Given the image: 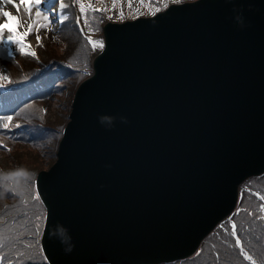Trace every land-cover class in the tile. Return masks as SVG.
<instances>
[{
    "label": "water",
    "instance_id": "water-1",
    "mask_svg": "<svg viewBox=\"0 0 264 264\" xmlns=\"http://www.w3.org/2000/svg\"><path fill=\"white\" fill-rule=\"evenodd\" d=\"M53 166L51 264L187 259L264 174V0H199L104 27Z\"/></svg>",
    "mask_w": 264,
    "mask_h": 264
},
{
    "label": "trees",
    "instance_id": "trees-1",
    "mask_svg": "<svg viewBox=\"0 0 264 264\" xmlns=\"http://www.w3.org/2000/svg\"><path fill=\"white\" fill-rule=\"evenodd\" d=\"M88 27L99 30L101 28L99 19L90 21ZM61 37L64 43L63 49H59L54 44L53 46L46 44L44 48L39 47V55L46 65H52L54 68L61 66L67 68L71 74L70 84L66 86L64 83L58 85L53 83L56 88L46 96L47 98L44 97L38 101L34 98L19 103L12 100V94L0 99V109H16L10 127H3L6 121L0 122V174L8 176L19 188L15 197L9 194L8 185L6 187L0 185V209L5 204L13 206L15 217L33 233L39 229L43 209L40 208V203L34 199V185L23 177L32 179L33 172L38 173L40 170L50 167L55 161L56 147L62 136V130L68 122L71 96L76 86L86 77L87 74L84 71L90 68L91 47L81 37L78 27L72 21L68 22L61 30ZM58 50H60L59 53ZM2 57L4 60L3 71L10 81L16 79L25 83V70L28 75H31L32 69L40 65L35 58L26 56L21 59L24 67L21 70L16 63L6 57L5 53H2ZM50 78L52 79L53 76ZM41 101L48 104L46 111L41 108ZM16 125H20V127L17 128ZM39 126H44L47 129ZM30 132L36 136H30ZM7 146L12 147L11 151L6 149ZM255 184L254 180L253 185ZM257 206V201L254 198L245 200L237 223L240 231L248 234V239L253 244L254 250L262 252L264 251V227L261 226L260 221H254V217L250 213V211L256 212ZM217 232L206 239L195 257L183 264H237L238 259L242 258L230 227L225 226ZM35 247L38 253L34 252L32 247L27 249L18 247L15 250L21 264H43L42 261L45 263L39 248Z\"/></svg>",
    "mask_w": 264,
    "mask_h": 264
},
{
    "label": "snow or ice",
    "instance_id": "snow-or-ice-1",
    "mask_svg": "<svg viewBox=\"0 0 264 264\" xmlns=\"http://www.w3.org/2000/svg\"><path fill=\"white\" fill-rule=\"evenodd\" d=\"M6 4H11L17 12L20 11L21 8H23V10L25 11V13H27L29 19H31L33 12L35 13L36 17H41L43 16L42 12L40 11V5H41V0H19V3L16 2V0H5ZM174 3H180L181 0H173ZM68 7V5H65L63 3V0H61L60 3V9L63 10L64 8ZM88 8H92V5L89 4ZM93 11H99V9H95L92 8ZM107 9H105L106 11ZM80 11L81 13H83L85 11V5L83 3H80ZM0 15H2L4 18H6L3 23H0V42H4L5 41V33L7 32V39L6 42L7 43H13L16 44L21 53L25 54V55H31L33 57L36 56V53L34 51H25V48H31V45H26L24 43L25 38L32 33L33 29L36 28L37 29V35H36V39L37 41L41 40L40 35L38 34V30L39 27H47V25L51 24V19L48 16H43V20L47 21V25L45 24H27L25 25V22L22 20L21 17L17 16V15H13V13H11L8 10H5L4 8H0ZM67 19V17L65 16H61L59 22L60 23H64V21ZM109 19H111V17H109ZM77 24L80 23V18H77ZM11 25V26H10ZM21 27H25V31H23V33H21L19 31V29ZM89 42L93 44V48H97L99 47L100 49H103L104 45L102 42H94L91 41V38L89 37ZM0 79H8L7 76H0ZM0 120L3 121H7V123H5L3 125L4 128L8 127V124L11 122L12 117H0ZM17 128L20 127V125H16ZM40 197L36 196V199L38 200ZM233 229H235V225L232 226ZM43 251V249H42ZM45 259L47 260L48 258L45 257Z\"/></svg>",
    "mask_w": 264,
    "mask_h": 264
},
{
    "label": "rangeland",
    "instance_id": "rangeland-1",
    "mask_svg": "<svg viewBox=\"0 0 264 264\" xmlns=\"http://www.w3.org/2000/svg\"><path fill=\"white\" fill-rule=\"evenodd\" d=\"M18 2H19V0H17ZM138 1H141V0H138ZM173 1V0H172ZM109 2H110V5H112V0H109ZM167 2H169V0H162V1H159V3H160V5L162 4L163 5V7L165 6V4L167 3ZM115 3H117V4H121V3H123L124 5H127V7H129V5H132L131 3H130V1L129 0H115ZM86 4L88 5V2H86ZM123 4H121V5H123ZM134 4V14H132V16H136V15H140V14H142V15H145V14H152L153 13V11H154V8H147L146 9V12L145 11H141L140 10V8L137 6V5H139V4H135V3H133ZM42 5H53L52 7H50V8H48L47 9V13L51 16V17H53V11H55V13L56 12H59L60 10H59V8L57 7V6H54V5H56V2L55 3H53V4H51V0H41V5L40 6H42ZM9 8H10V12L11 13H13V15H17V16H19V17H21L22 18V20L25 22V25H27V24H29V23H31V22H33L32 20H33V18H34V21L35 22H33V24H45V25H47V21H44L43 20V16H41V17H35V13L33 12V15H32V17H31V19H29V17H28V15H27V13H25V11L23 10V8H21L20 9V11L19 12H17L16 11V9L11 5V4H8L7 5ZM0 8H4L5 9V7H4V5H0ZM61 12H62V14H63V10H61ZM129 14H131V12H129ZM6 18H4L2 15H0V23H3V21L5 20ZM11 26V25H10ZM25 30V27H21L20 29H19V31L22 33L23 31ZM32 32H35V37H34V40H35V42L37 43L38 41H37V39H36V35H37V29L36 28H34L33 29V31ZM38 34L40 35V37L43 35V34H48L49 35V37H50V39L52 40V41H54V42H58V39H57V35H56V25L55 24H51V25H47V27H39V30H38ZM29 36H30V34H29ZM6 39H7V32L5 33V42H6ZM27 40H28V36L25 38V40H24V43L25 44H27L26 42H27ZM0 43H2V42H0ZM7 43V42H6ZM12 45H14L15 46V48L16 49H19V47L16 45V44H13V43H11ZM25 50H29V48L27 49V47L25 48ZM47 169V168H46Z\"/></svg>",
    "mask_w": 264,
    "mask_h": 264
},
{
    "label": "bare ground",
    "instance_id": "bare-ground-1",
    "mask_svg": "<svg viewBox=\"0 0 264 264\" xmlns=\"http://www.w3.org/2000/svg\"><path fill=\"white\" fill-rule=\"evenodd\" d=\"M0 4H1V5H4L5 10L10 11V8L7 6L8 4H6L5 0H1V1H0ZM40 11L42 12V14H45L44 10H43V11L40 10ZM26 43H27V45H31L30 50H32V49H33V46H34V41H33V39H32L29 35H28V40H27Z\"/></svg>",
    "mask_w": 264,
    "mask_h": 264
}]
</instances>
